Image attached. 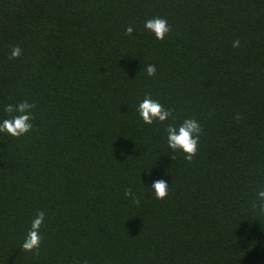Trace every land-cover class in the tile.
Instances as JSON below:
<instances>
[{
	"label": "trees",
	"instance_id": "obj_1",
	"mask_svg": "<svg viewBox=\"0 0 264 264\" xmlns=\"http://www.w3.org/2000/svg\"><path fill=\"white\" fill-rule=\"evenodd\" d=\"M146 94L167 121L144 123ZM24 100L32 131L0 133V264H264V0H0V121ZM189 118L191 162L166 133Z\"/></svg>",
	"mask_w": 264,
	"mask_h": 264
},
{
	"label": "clouds",
	"instance_id": "obj_2",
	"mask_svg": "<svg viewBox=\"0 0 264 264\" xmlns=\"http://www.w3.org/2000/svg\"><path fill=\"white\" fill-rule=\"evenodd\" d=\"M147 31L152 32L156 39L163 41L170 32V27L166 19L161 17H154L148 19L144 25ZM133 28L127 27L125 34L131 36ZM234 48L240 47V41L235 40L232 43ZM22 54V49L14 47L10 59L19 58ZM149 77L156 75L155 65L149 64L144 69ZM36 107L34 103H29L27 100L19 102L16 105L8 104L5 106L4 111L9 115V118L0 121V133H7L8 135L19 138L33 129L31 123L33 119L32 110ZM137 111L145 124L151 125L154 121L163 123L172 116V111L165 109L158 101L151 98L150 95L145 96L144 100L139 104ZM201 126L194 118L185 119L178 127L175 125H167V143L168 147L175 151H181L185 154V159L188 162L193 160L197 154L198 143L201 134ZM174 160V157H171ZM155 194V198L162 200L167 198L169 194V186L163 179L154 181L151 188ZM126 197H131L133 203L139 204V199L134 196L131 189L125 191ZM259 202L254 203V208H259L264 212V190L257 193ZM45 220V213L39 211L36 213L35 218L31 222V228L22 244V249L27 252H32L34 255H39L41 246L40 229Z\"/></svg>",
	"mask_w": 264,
	"mask_h": 264
}]
</instances>
